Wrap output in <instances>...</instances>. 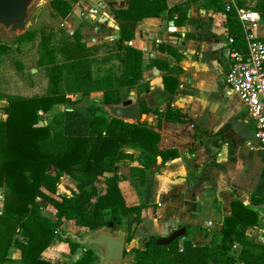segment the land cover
<instances>
[{"label": "crops", "instance_id": "crops-1", "mask_svg": "<svg viewBox=\"0 0 264 264\" xmlns=\"http://www.w3.org/2000/svg\"><path fill=\"white\" fill-rule=\"evenodd\" d=\"M97 1L101 12L93 26L95 35L91 42H86V38L81 41L86 46L97 47L99 53L93 56L104 61L108 60L107 56L103 57L104 49L113 48L114 39L119 37L115 35H120L114 11L127 8L130 0ZM165 1V9L156 16L137 20L133 36L124 40V44L142 51L141 78L132 88L116 85L118 95L122 102L134 91L140 103L149 109L142 111L140 105L137 120L123 119L140 128L121 146L127 155L115 162L113 171L99 176L97 194L88 209L99 195L107 192L106 178L115 175L125 205L134 208L129 215H122L120 221V225L124 221L122 229L126 236L127 221L131 216L134 218L132 236L124 243L126 249L142 247L149 237L166 236L182 227L184 234L176 238L180 250L184 240L197 246L217 243L222 235L221 224L229 216L238 218L231 235L234 264H264V201L250 199L251 194L264 198V147L255 137L245 103L225 82L232 63L229 47L246 52L250 33L264 43V0ZM230 1L234 2L232 9L238 21L225 9ZM235 6L259 12L257 24L246 26ZM102 16L106 20H100ZM230 37L234 39L232 42ZM108 54H111L109 60H118L119 68L108 72L120 75L124 67L120 50ZM64 91L72 102L55 103L45 114L51 116L64 110H79L84 114L92 103L103 104L102 89L85 95L80 91L75 95ZM5 103L0 106V120L6 117ZM59 105L61 110L54 112ZM39 113L44 112L39 110ZM56 169L49 168L51 172ZM64 179L70 193L77 190L76 181L65 172L58 187ZM42 189L57 199L70 194L57 197ZM3 192L0 186V215ZM49 206L53 207L55 219L44 211L43 214L57 221L53 205L48 204L44 209ZM63 221H69L68 229L78 233L80 226L73 219H61L59 227ZM15 237L27 240L19 233ZM56 243L69 255V244L55 237L41 253L50 264H55L58 257L46 254V250ZM9 256L18 261L20 249L11 246ZM208 264L219 263L209 260Z\"/></svg>", "mask_w": 264, "mask_h": 264}, {"label": "trees", "instance_id": "trees-1", "mask_svg": "<svg viewBox=\"0 0 264 264\" xmlns=\"http://www.w3.org/2000/svg\"><path fill=\"white\" fill-rule=\"evenodd\" d=\"M50 6L63 17L72 10L69 0H50ZM165 8V0H130L127 8L114 11L120 35L114 39L112 47L121 51L124 67L120 75L107 72L93 78L90 64L97 47L86 46L73 37L66 42L63 51L66 65L70 68L65 76L69 78L70 89L83 95L102 89V103H120L116 85L132 88L141 78L142 51L124 44V40L133 36L137 20L156 16ZM227 11L234 18L230 20L238 21L234 9ZM45 38L47 35L43 41ZM50 70L51 89L42 95L0 94L6 99L3 106L6 117L0 120V186L4 188L0 215V264H16L18 261L20 264H50L49 260L41 257V253L55 237L67 242L71 251L80 246L83 248L82 255L71 264H95L94 250L70 237L63 239L58 222L63 218L73 219L80 227L96 230L113 221L116 228V222L121 221L122 215H129L134 209L125 205L115 175L106 178L107 192L99 195L91 209L88 206L97 194L99 176L113 171L115 162L127 155L121 146L140 127L110 116L100 102L89 105L84 114L79 110L58 111L41 122L39 110L45 113L55 103L72 102L58 86L61 69L52 66ZM71 75H75V80ZM140 105L142 111L149 109L143 102ZM97 110L101 113H95ZM50 166L56 167V171L51 172ZM64 172L76 181L77 190L57 199L42 188L56 193ZM250 199L264 201V198L252 194ZM48 204L55 207L57 221L43 214V208ZM131 217L127 221V241L132 236L130 228L134 218ZM236 221L238 218L225 216L221 224V239L217 243L211 241L206 246H197L184 240L180 250L177 239L160 245L156 244V237L151 236L142 247L124 248L123 254H133V264H150L153 255L160 256L162 264H208L209 260L234 264L231 235ZM16 233L27 240L15 237ZM11 246H17L21 251L18 261L9 256Z\"/></svg>", "mask_w": 264, "mask_h": 264}, {"label": "rangeland", "instance_id": "rangeland-1", "mask_svg": "<svg viewBox=\"0 0 264 264\" xmlns=\"http://www.w3.org/2000/svg\"><path fill=\"white\" fill-rule=\"evenodd\" d=\"M69 2L72 5V10L63 17L52 9L50 0H43L36 7L31 18L32 23L24 34L15 35L13 39H10L5 33L0 34V94L13 93L29 97L48 92L51 89V78L49 74L52 66H57L59 70L61 69L58 86H60L62 91L66 89V93L76 94L77 91L70 89L68 76H65L68 72L69 65L68 67L66 65L67 58L63 51V46L70 39L72 40V37L73 40L86 38V42H91L92 37L95 35L93 26L98 23V16L101 10L98 9L99 7L97 5L99 1L97 0H69ZM46 35L47 38L43 41L42 38L44 36L46 37ZM113 50L115 49L109 46L104 49L106 55H103V57L107 56L106 59H108H103L105 62L99 60L97 55L93 57L90 64L93 78L99 76L101 73L105 74L108 71H119V68L116 67L118 66V60H109L111 54L108 53H112ZM93 53H99V51H93ZM107 66L111 68L108 69ZM33 68L34 70H32ZM73 71L75 72V70ZM71 78L75 80V75H71ZM0 98H2V101L0 100L1 106V103L3 104L6 101L3 95ZM55 108L54 112L61 110V105ZM106 111L109 112L107 109ZM46 116L49 117V115L42 113L40 115V121L42 122ZM62 183V185L60 184L57 187L56 193H54L57 197L65 193H70L69 188H65V179ZM52 208L49 206L46 209L43 208V211L55 219ZM70 224L69 221H63L60 225L61 232L72 231L68 229ZM123 227L124 221L121 225L116 226L117 229H122ZM77 229L79 234L96 231L87 230L83 227H78ZM89 248L94 250V263L101 264V250L97 247ZM124 248H127L126 244ZM67 252V250H64L57 243L51 245L46 250V254L58 257L55 260L56 263L64 262V264H67L76 257H80L83 253V248L81 246L76 247L73 251H69V255ZM160 259V256L153 255L149 263L162 264L159 261ZM133 262V254H123L122 264H133Z\"/></svg>", "mask_w": 264, "mask_h": 264}, {"label": "water", "instance_id": "water-1", "mask_svg": "<svg viewBox=\"0 0 264 264\" xmlns=\"http://www.w3.org/2000/svg\"><path fill=\"white\" fill-rule=\"evenodd\" d=\"M41 2L43 0H0V34L5 33L10 39L15 35L24 34L32 23L31 18L36 7ZM100 20H106V16H102ZM170 24L173 25V20H170ZM116 28H119L118 25ZM118 36L119 34L115 35ZM103 106L112 116L129 122L137 120L140 114V101L134 91H131L120 104L103 103ZM119 224L117 221L116 225ZM184 231L183 227L177 228L166 236H159L155 242L160 245L169 244L182 236ZM60 235L63 239L70 237L81 245L99 248L102 252L101 264H122L125 231L113 227V221L94 232L78 234L65 231L60 232Z\"/></svg>", "mask_w": 264, "mask_h": 264}, {"label": "built area", "instance_id": "built-area-1", "mask_svg": "<svg viewBox=\"0 0 264 264\" xmlns=\"http://www.w3.org/2000/svg\"><path fill=\"white\" fill-rule=\"evenodd\" d=\"M234 2L225 4L226 9ZM239 19L246 26L253 27L260 19V13L242 6H235ZM234 39L229 38L232 42ZM231 66L226 73L225 82L245 103L254 124V134L264 147V43L251 33L246 52L229 47Z\"/></svg>", "mask_w": 264, "mask_h": 264}]
</instances>
